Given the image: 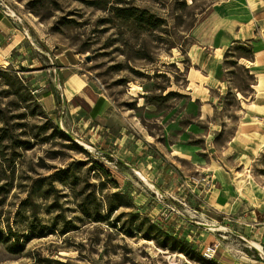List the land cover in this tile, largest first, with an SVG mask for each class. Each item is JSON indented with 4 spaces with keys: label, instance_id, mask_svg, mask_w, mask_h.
<instances>
[{
    "label": "rangeland",
    "instance_id": "1",
    "mask_svg": "<svg viewBox=\"0 0 264 264\" xmlns=\"http://www.w3.org/2000/svg\"><path fill=\"white\" fill-rule=\"evenodd\" d=\"M214 2L249 4L0 0L11 21L10 51L0 55V264L264 261L246 240L264 251V155L242 160L238 96L205 84L216 73L249 86L237 63L248 52L235 45L217 62L191 37ZM117 7L144 10L152 23L118 17ZM62 62L106 94L115 123L85 130L67 117ZM96 198L104 221H94Z\"/></svg>",
    "mask_w": 264,
    "mask_h": 264
},
{
    "label": "crops",
    "instance_id": "2",
    "mask_svg": "<svg viewBox=\"0 0 264 264\" xmlns=\"http://www.w3.org/2000/svg\"><path fill=\"white\" fill-rule=\"evenodd\" d=\"M247 1L248 8L239 9L234 3L214 2L198 16L191 30V37L198 48L217 62H224V54L233 46L239 45L240 50L246 47L248 55L239 57L237 63L244 66L252 76L249 86L241 88L233 78L226 80L223 76L220 79L216 73L209 74L212 80L205 83L210 90L225 85L226 89L235 91L238 96L241 114L235 141L241 149L242 160L246 162L260 159L264 155V0ZM6 15L16 20L10 14ZM5 18L7 16L0 14V33L11 31V21ZM7 39L6 36L0 39V55L4 59L10 51ZM56 71V78L62 83V102L67 117L72 118L76 125L87 130L93 121L102 122L106 127L115 121L116 112L112 101L94 82L78 71L77 64L62 62ZM45 94L44 98L51 111H55L57 106L54 92L50 90Z\"/></svg>",
    "mask_w": 264,
    "mask_h": 264
},
{
    "label": "trees",
    "instance_id": "3",
    "mask_svg": "<svg viewBox=\"0 0 264 264\" xmlns=\"http://www.w3.org/2000/svg\"><path fill=\"white\" fill-rule=\"evenodd\" d=\"M114 10L116 11V14L118 17H121L123 19H134L135 21L139 22V23H142V22H148L149 23H152L150 20H146L145 18V14H146V11L144 10H141L137 7H127V8H120V7H117V8H114ZM153 25H156V24H153ZM101 169H103L107 175H110V172L108 169L104 168V166H101L99 165ZM66 173V172H64ZM64 178V177H63ZM95 197V193L93 194ZM96 201L98 203V206L96 207V214L93 216L94 218V221H104L106 220V217L103 216L102 212H101V202L99 201L98 198H96ZM109 206V211L110 212H113L115 210L118 209L117 206H114L113 204H108ZM85 213L86 214H89L88 210H85ZM145 237L147 239H153V235H152V232H150V230H147L145 232ZM184 243V242H183ZM12 251H16V250H12Z\"/></svg>",
    "mask_w": 264,
    "mask_h": 264
},
{
    "label": "built area",
    "instance_id": "4",
    "mask_svg": "<svg viewBox=\"0 0 264 264\" xmlns=\"http://www.w3.org/2000/svg\"><path fill=\"white\" fill-rule=\"evenodd\" d=\"M12 17L15 18V16L13 15H10ZM218 250V245H216L215 247H212V246H209L205 249L204 251V256L205 258L209 259V260H212L215 258V255H216V252Z\"/></svg>",
    "mask_w": 264,
    "mask_h": 264
},
{
    "label": "bare ground",
    "instance_id": "5",
    "mask_svg": "<svg viewBox=\"0 0 264 264\" xmlns=\"http://www.w3.org/2000/svg\"><path fill=\"white\" fill-rule=\"evenodd\" d=\"M246 240L253 248L257 249L261 254H264L263 247L259 242L249 239L248 237H246Z\"/></svg>",
    "mask_w": 264,
    "mask_h": 264
}]
</instances>
